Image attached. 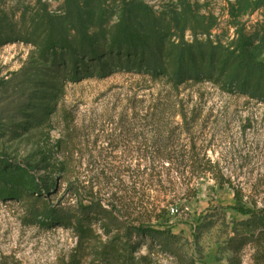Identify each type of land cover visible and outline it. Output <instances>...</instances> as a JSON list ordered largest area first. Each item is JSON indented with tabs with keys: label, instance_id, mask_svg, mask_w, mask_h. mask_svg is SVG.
<instances>
[{
	"label": "rangeland",
	"instance_id": "1",
	"mask_svg": "<svg viewBox=\"0 0 264 264\" xmlns=\"http://www.w3.org/2000/svg\"><path fill=\"white\" fill-rule=\"evenodd\" d=\"M0 8L11 20L12 34L26 38L31 37L26 33L32 32L37 23L34 16L47 9L63 20L58 32L77 41L75 46L82 41L84 50L90 44L79 33L93 40L92 46L97 40L102 47L101 37L111 41L127 25L150 36L156 32L151 20L161 21L163 33L183 38L187 44L216 46L212 79L192 82L178 91V100L194 120L187 136L196 142L198 156L205 154L212 168L197 174L189 166L164 164L154 180L167 187L176 179L177 190L188 194L169 206L159 219L153 212L149 220H144H148L147 226L176 237L172 252L161 250L150 240L134 239V243L139 242L135 258L147 256L144 264H264V253L257 260L264 243L257 246L250 238L244 241L255 232L254 225L247 224L250 216L236 210L252 209L253 202L264 208V100L246 94L264 92V75L244 69L234 56L226 57V48L242 35L255 40L250 60L264 65V42L259 43L264 35V0H0ZM169 46V42L163 45L165 64L170 62L165 53ZM69 60V55L63 62L42 56L31 40L0 46V161L25 170L33 168L36 177L52 182L56 179L59 192L51 197V206L62 198L65 188L57 179L61 154L56 149L63 116L78 130L95 128L82 138L77 132L80 139L74 142V159L78 161L79 141L89 142L92 159L87 153L82 162L95 164L93 174L98 175L99 182H105L99 175L102 166L134 168L138 161L136 122L131 119L132 111H126L127 103L169 92L164 82L123 71L71 80ZM204 62L205 66L210 64L207 59ZM230 76H237L238 84L244 82L243 92L222 86L228 84ZM124 114L132 124L130 136L120 128ZM110 143L116 148L114 152ZM122 178L129 191L132 180ZM226 180L232 186L222 183ZM119 188L117 198L124 196L136 202L144 195V202H150L143 207L148 212L156 204L154 193L147 196L137 187L130 197L121 185ZM233 188L242 190L241 201L234 198ZM22 194L30 205V195ZM94 230L105 240L101 230ZM75 247L69 230L29 224L19 200L0 198V264H68L72 259L73 264H89L88 259L73 258Z\"/></svg>",
	"mask_w": 264,
	"mask_h": 264
},
{
	"label": "trees",
	"instance_id": "2",
	"mask_svg": "<svg viewBox=\"0 0 264 264\" xmlns=\"http://www.w3.org/2000/svg\"><path fill=\"white\" fill-rule=\"evenodd\" d=\"M34 17L37 23L33 24L32 32L26 33L31 37L26 38V35L22 34L15 36L12 34L11 20L6 10L0 8V46L20 39L24 42L31 40L38 46L42 56H50L54 61L59 59L63 62L64 57L69 55V62L72 63L71 80L80 81L96 73L113 74L123 71L148 76L152 81L164 82L169 87V92L164 95L159 93L151 100L133 99L127 103L126 111H132L131 119L136 122L135 137L139 140L136 149L138 161L134 168L129 165L121 168L112 165L102 166L99 175L104 176L105 182H99L98 175L93 174L95 164L91 161L85 164L82 162L87 153L89 159H92L91 152L88 151L89 142H85L84 139L79 141L78 161H75L73 151L74 142L80 136L77 132H81L82 138V134L86 136V132L95 128L87 126L78 130L72 125V120L63 116L62 132L56 142V149L61 154V161L57 164L59 172L57 179L65 184L62 198L56 205H48L52 201L51 197L59 192V182L56 179L52 182L48 178L36 177L31 172L33 168L25 170L19 165L8 166L2 160L0 183H3V187H0L2 190L0 198L19 200L29 224H38L42 228L69 230L76 240L73 258L88 259L89 264L147 263V256L135 258L139 242L134 243V239L150 240L158 244L161 250L171 253L176 237L168 231L147 226L146 222L148 223L152 217L149 214L153 212L155 219H159L160 215L167 212L169 206L176 204L188 192L177 190L176 179L173 182L171 180L170 185L164 187L154 178L160 176L165 163L169 167L175 163L189 166L197 174H205L212 168L205 154L202 157L198 156L196 142L187 136L190 135L194 120L193 116L189 118L190 114L184 103L178 100V91L180 87L192 82L212 79L214 69L212 60L218 48L211 44L208 46L187 44L183 38H176L167 32L163 33L164 27L161 21L151 20L150 23L155 26L156 32L150 36L142 35L128 25L123 26L119 33L114 34L111 41L101 37L102 47H98L99 41L95 40L97 50L92 46L93 40L79 33L77 35L90 44L89 48L84 50L82 41L75 46L77 41L70 40L69 37L58 32L63 23L58 16L50 14L46 9L44 13ZM140 21L142 22L143 19ZM254 41V38L238 35L226 48V57L234 56L240 60L244 69L255 70L264 75V65L252 62L249 57ZM165 42L170 44L165 52L166 57L170 59L169 64L163 62ZM263 42L264 35L259 40V43ZM205 49H207L206 53ZM198 58H201L200 62ZM205 59L210 62L207 66L204 65ZM236 77L230 76L228 84L221 85L243 92L244 82L238 84ZM246 94L264 100V92L253 91ZM119 122L121 131L129 136L133 134L127 114L121 116ZM97 139L96 136L94 144ZM109 145H111L110 151L114 152L116 148L111 143ZM122 176L132 180L129 191L123 184ZM222 183L232 186L228 180ZM120 185L121 190L127 191L130 197L138 190L137 187L143 193H148L147 196L149 193H154L156 204L152 206V211L148 212L143 208L150 205L148 200L144 202V195L141 199L137 198L136 202L126 200L124 196L117 198ZM233 189L234 198L241 201L242 190ZM166 190H168L167 194ZM23 192L28 193L32 198L33 202L30 205L23 197ZM252 205V209L238 207L236 210L242 215L250 216L247 224L254 225L255 232L249 237L245 236L244 241L250 238L252 243L258 246L264 243V208H258L256 202ZM141 210L143 211L139 212ZM95 228L102 231L105 240L96 233ZM96 240L99 241L95 247L93 245ZM260 253H264V250L257 252V260L264 255ZM73 261L72 259L68 264H73Z\"/></svg>",
	"mask_w": 264,
	"mask_h": 264
}]
</instances>
